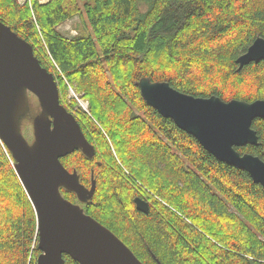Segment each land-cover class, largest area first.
<instances>
[{
	"label": "trees",
	"instance_id": "trees-1",
	"mask_svg": "<svg viewBox=\"0 0 264 264\" xmlns=\"http://www.w3.org/2000/svg\"><path fill=\"white\" fill-rule=\"evenodd\" d=\"M75 16L82 25L68 37L59 26ZM0 21L33 45L95 146L92 158L80 149L61 158L88 187L94 173L87 214L145 264H264V186L161 115L137 84L149 77L197 97L264 99V59L237 63L264 37V0H0ZM252 127L259 144L236 149L264 160V117ZM15 163L0 139V264H37V215Z\"/></svg>",
	"mask_w": 264,
	"mask_h": 264
},
{
	"label": "water",
	"instance_id": "water-1",
	"mask_svg": "<svg viewBox=\"0 0 264 264\" xmlns=\"http://www.w3.org/2000/svg\"><path fill=\"white\" fill-rule=\"evenodd\" d=\"M264 59V37H257L237 58L239 68ZM137 84L146 102L174 120L222 162L247 171L264 186V160L236 147L258 145L252 127L264 117V99L248 102L225 101L217 95L197 97L181 92L166 81L141 78ZM34 94L40 111L32 116L34 139L29 141L22 122L30 114L29 94ZM0 139L8 146L15 169L34 206L41 251L37 264H65L64 254L80 264H145L108 227L87 214L79 203L66 198L61 188L88 202L97 181L92 173L88 187L76 169L70 171L61 158L80 149L95 155L74 113L61 103L53 72L44 67L33 45L12 27L0 21ZM139 210L148 213L149 202L135 198ZM154 258L159 259L152 253Z\"/></svg>",
	"mask_w": 264,
	"mask_h": 264
},
{
	"label": "rangeland",
	"instance_id": "rangeland-1",
	"mask_svg": "<svg viewBox=\"0 0 264 264\" xmlns=\"http://www.w3.org/2000/svg\"><path fill=\"white\" fill-rule=\"evenodd\" d=\"M19 1L22 4H24L26 2H29L30 3V1L32 2V0H19ZM49 1L50 0H41V1L39 0L40 3H47ZM81 25H82L81 20L79 19L78 16H75L74 18H72L70 20H67L66 22L62 23L59 26V29H60V31H62L68 37H73V36H76L78 34L79 28L81 27ZM73 94H76V95L82 97V100H80V101L77 100L76 102H78V105L83 110H85V111L88 112L89 111V101L86 98L83 97V92L79 93L75 89V87L73 86V84H69L68 96H70V97L72 96L73 97ZM29 101H30L31 111H30V114L27 117H25L24 120H23V122H22V131H23L24 135L27 137V135L25 134L26 133V130H27V133L30 136V137H27V139L29 141H32L34 139L32 116L36 115L40 111V104H39V101H38L37 97L34 94H32V93L29 94ZM80 102H83V106L84 105L85 106L87 105V109H84L83 106L80 104ZM138 183H140V182L138 181ZM145 189H147V188H145ZM75 203L81 204L83 202H80L79 201V202H75ZM81 206H82V204H81Z\"/></svg>",
	"mask_w": 264,
	"mask_h": 264
},
{
	"label": "built area",
	"instance_id": "built-area-1",
	"mask_svg": "<svg viewBox=\"0 0 264 264\" xmlns=\"http://www.w3.org/2000/svg\"><path fill=\"white\" fill-rule=\"evenodd\" d=\"M40 1H41V0H40ZM55 64H56V63H55ZM56 65H57V64H56ZM73 96H74L77 100H79V101L82 100V97H80V96H78V95H76V94H73ZM80 104L83 106V102H80ZM83 108H84V109H87V105H86V106L84 105Z\"/></svg>",
	"mask_w": 264,
	"mask_h": 264
},
{
	"label": "bare ground",
	"instance_id": "bare-ground-1",
	"mask_svg": "<svg viewBox=\"0 0 264 264\" xmlns=\"http://www.w3.org/2000/svg\"><path fill=\"white\" fill-rule=\"evenodd\" d=\"M139 86V85H138ZM140 88V87H139ZM141 90V89H140ZM185 93V92H184ZM206 98V97H205ZM79 122V121H78Z\"/></svg>",
	"mask_w": 264,
	"mask_h": 264
}]
</instances>
